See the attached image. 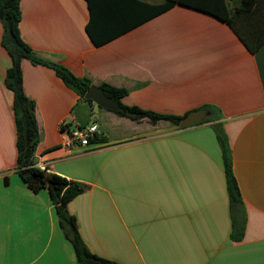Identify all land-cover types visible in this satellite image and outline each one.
I'll list each match as a JSON object with an SVG mask.
<instances>
[{"label":"crops","instance_id":"0c3cea01","mask_svg":"<svg viewBox=\"0 0 264 264\" xmlns=\"http://www.w3.org/2000/svg\"><path fill=\"white\" fill-rule=\"evenodd\" d=\"M165 1L20 0V34L37 56L92 85L127 89L126 106L179 116L219 109L246 213L243 239L230 237L212 123L181 129L100 107L99 140L67 149L62 125L89 124L75 113L86 101L51 68L24 59L40 133L34 161L88 186L68 210L94 254L119 264H264V45L250 53L228 24L191 7L194 0L151 17L147 5ZM2 34L0 22V264H77L48 190L32 192L17 174Z\"/></svg>","mask_w":264,"mask_h":264},{"label":"trees","instance_id":"16d2710c","mask_svg":"<svg viewBox=\"0 0 264 264\" xmlns=\"http://www.w3.org/2000/svg\"><path fill=\"white\" fill-rule=\"evenodd\" d=\"M176 4L187 5L185 0H166L162 4H149L147 6L151 10V17H154L166 12ZM191 7L210 14L228 24L250 53L255 54L264 45V0H239L233 6L228 0H204V2L194 0V6ZM21 19L20 0H0V22L3 27L1 44L11 59V66L5 75V85L13 92L14 96L13 111L17 133V174L32 192L38 193L44 189L48 190L58 216L59 226L66 240L72 245L77 264H119L94 254L88 249L80 234L76 217L68 210V204L78 195L84 193L88 186L78 181L69 180L59 174L42 170L34 161L35 152L40 142V133L35 113L36 104L26 95L23 87L22 61L27 59L33 65L51 68L69 89L90 104L93 102L86 100L85 95L92 82L88 78L76 76L60 63L48 61L37 56L32 47L22 39L19 27ZM98 86L120 106V110L114 112L118 116L126 117L136 122L147 120L150 124L168 121L176 126H179L183 117L175 114L143 110L136 106H126L122 103V98L128 95L127 89L118 88L109 83H100ZM201 109H207L211 114L203 123H212L211 127L221 150L230 204V237L232 241L239 242L245 234L246 213L233 170V156L229 140L221 123L222 114L219 109L210 105ZM128 112L133 114L128 115ZM98 140L99 137L97 135L90 139L91 142Z\"/></svg>","mask_w":264,"mask_h":264},{"label":"water","instance_id":"95a60500","mask_svg":"<svg viewBox=\"0 0 264 264\" xmlns=\"http://www.w3.org/2000/svg\"><path fill=\"white\" fill-rule=\"evenodd\" d=\"M86 100H91L93 103L97 104L99 107L110 110L113 112L119 111L120 106L110 97L106 95L104 90L97 86L91 85L87 90L85 95ZM133 113L128 112V115ZM210 116V111L207 109H199L192 111L181 118L179 123V128L185 129L198 124L203 123Z\"/></svg>","mask_w":264,"mask_h":264},{"label":"built area","instance_id":"2783aa9c","mask_svg":"<svg viewBox=\"0 0 264 264\" xmlns=\"http://www.w3.org/2000/svg\"><path fill=\"white\" fill-rule=\"evenodd\" d=\"M62 132L65 148L72 149L76 146H87L90 139L97 134L98 126L96 124L80 125L75 122L62 125Z\"/></svg>","mask_w":264,"mask_h":264},{"label":"rangeland","instance_id":"374dc122","mask_svg":"<svg viewBox=\"0 0 264 264\" xmlns=\"http://www.w3.org/2000/svg\"><path fill=\"white\" fill-rule=\"evenodd\" d=\"M238 0H233V4L237 3ZM102 109L95 103H80L76 108H75V113L78 115L79 120L81 122L87 121L89 124H97L98 126L104 124V120L101 117Z\"/></svg>","mask_w":264,"mask_h":264}]
</instances>
